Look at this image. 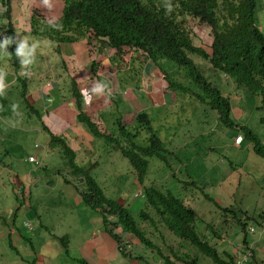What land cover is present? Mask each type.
Listing matches in <instances>:
<instances>
[{
	"label": "rangeland",
	"instance_id": "obj_1",
	"mask_svg": "<svg viewBox=\"0 0 264 264\" xmlns=\"http://www.w3.org/2000/svg\"><path fill=\"white\" fill-rule=\"evenodd\" d=\"M10 1L12 2L11 5L12 9L10 13L15 15L18 13L17 14L18 21L20 22L22 20H25L27 22L25 16L27 1L26 0H10ZM171 1L173 0H158L157 4L158 5H161L162 3L168 4ZM54 5H56L55 2ZM262 9L264 10V3H262V0H259V7L257 9L258 12L257 21L259 23H262V25H264V16H263L264 13L263 12L261 13ZM1 15L2 13L0 12V16ZM14 19L17 21L16 18ZM7 22L9 23V21L3 22L5 26H7ZM19 22L15 26L18 28H23V29L26 28V29L24 31V34L19 32L20 29H13L14 31L17 32V35L19 36V38L17 39L18 43L21 40H27L29 46H31L33 43L37 45L36 53L34 57L35 61L34 63L30 64V67L35 66L36 70L43 69L42 71L44 76L51 77L55 73L59 78H61L60 72H56V70L59 68H55V72L52 70L51 72L47 71L48 68L54 69V67L58 65V64L55 65L56 61L61 60L59 55L57 56V52H56V50L61 45L57 44L58 46H56L54 42L46 39L39 38L38 40H36L35 39L36 36L34 34H32L33 37L32 35L27 36L26 34L28 30L31 28L28 25L26 27H20ZM177 22L181 26L182 31L187 35L189 39H191L194 42L196 46L209 48V46L212 43L211 33L208 28L206 29L205 27H203V25H201L202 23L201 21H199L196 18H193L192 15H187V16L182 15L178 18ZM76 30L77 29H75V31ZM75 31H68L67 37L62 35V32H59L60 36L58 38V42L63 41L65 39L67 40V38L71 37V42H73L74 44L77 41V39L74 36L80 35L79 31L77 32ZM6 36H10L9 31L5 33L1 32L0 41L3 40V39L1 40V38H5ZM78 41H81V43L85 46V49H90V44L94 42L96 43V41L93 42L92 39L87 37L86 35L83 36L82 40L79 37ZM63 50H65L64 45H63ZM79 52L77 53L79 54ZM127 55L128 52L126 54L124 53L123 57ZM191 56L195 60L197 65H199L203 61L206 64L209 63L208 60L206 59L198 57L196 60L195 55H191ZM139 57L141 58V61L144 63V68L146 70L149 67H153L155 69L153 63L144 53H140ZM14 63H16V61L12 58L10 50L8 49L0 50V73L4 72L7 68L16 69L17 65ZM68 63L70 66L69 61ZM191 63L193 62L191 61ZM76 65L77 66L74 67L72 66L73 70L71 71L72 72L71 76L75 77L77 81L78 74H76V72L81 68L82 63L79 64V60H78V63ZM107 65L109 64L105 62V64H103L102 67L99 69L101 71L102 76H104L105 74L107 75L106 80L111 77L110 75L112 72V70H110L108 74L109 68L107 67ZM200 67L204 69V72L206 73L204 74L205 77L213 84L217 86L219 85L223 86V90H224L223 94L225 96L230 97L231 105L233 108L231 112V117L234 120V122H236V125H238V123L240 125H246V126L248 125L260 137V139L264 143V123L260 121L263 112L260 109H258L259 106L261 107V101H260L261 97L249 92V90L244 86H239V85L237 86L236 82L232 77H228L227 81L224 79L222 75H218L221 77H216L215 75L216 72H220V71L212 70V68H209L208 66H204L201 64ZM28 69L29 68L27 66L23 68V70L25 71H28ZM177 72L179 77L182 76L180 71ZM7 74L8 73H6L5 75ZM62 74L70 75V73H66V72ZM86 74L90 75L89 72H86ZM66 81L64 83H61L58 80H54V82L56 83L57 82L61 83L60 88L64 87L65 89H67L71 81L70 79ZM95 81L97 82L96 79ZM189 81H193V80H191L189 77L185 75L179 82L183 83V86L185 85L187 86ZM46 82H48L47 79ZM131 82H134V84L131 83L128 88H132V89L136 88L137 81H134V78H132ZM193 83H194L193 89L192 88H189L188 90L179 89L183 93V95L185 93H189L190 97L194 93L193 97L188 100L185 98H181V100H179L175 105L170 115L166 113L164 115H159L156 111L152 113V116L157 121H159V126L156 127L155 129L157 130V133L160 135L167 149L172 150V148L169 147L167 143L168 134L171 132H177L178 130L181 131V134L186 133L183 136L184 139L182 144H186L190 139L194 143L191 146L190 150H186V152L185 151L181 152V155L185 156L182 158V160L185 158L182 164L177 163L175 164L174 168L171 169V167L166 162H161L157 158H149L150 162H149L148 173L144 177L140 178L138 173L130 163V161L127 158H124L121 155L120 151L117 150L114 145L109 144L110 146L109 150L103 149L102 148L103 145L100 146V150L104 153L103 156L105 158L114 157V156L117 157L111 158L106 162H100V163L95 162V163L85 164V160L82 156V153H80L76 158V163L79 166L77 171L79 174H81V169H84L87 172V174L94 177L101 184H104L103 187L107 196L116 199L118 202H120V200L123 199H127V200L129 199V201H127V205L129 206L127 207L129 208L135 220L139 223L143 222L141 217L142 210H146V212H148L153 219H155V213H154V209H152V207L147 204L145 196L136 197L135 196L136 193H138L141 190H145L144 188L149 186H155L157 188L163 190H169L173 192L176 196L182 198L187 205L191 206L197 211L200 217V219L195 223L197 232L204 239H206L207 242L212 247L216 248L221 253L223 251H228L231 255L236 254L235 245L242 243L241 241L243 240L245 235L239 224V219H243L245 221L247 220L248 227L249 226L255 227L254 234L252 233L247 234V240L252 241V244L254 245V250H256L254 251L253 249H250L248 255L250 256L251 254H255V255L259 254L264 257V231L262 226L260 225V223L263 222V217H264V215H262L263 217L260 216L262 212L264 213V158L262 156L255 154L252 151V149L250 150V144L247 140H245V137L242 131L239 129V127L232 128V127H227L223 124H221L220 127L217 126V123L219 121H217L214 112H212V110L209 107V104H207L206 101L204 102V100H203L204 103L200 104V102L202 101L201 94L205 93L204 90L200 88L194 81ZM34 84L35 83L32 80L31 87H33ZM77 85L78 86L80 85L79 80L77 82ZM21 90H23L22 86H21ZM8 94L12 95L14 94V92ZM197 94H198V103H194L193 102L194 96ZM168 95L174 96V93L171 92ZM15 96H17V94H15ZM72 96H73L72 94H69V99H71ZM34 97L35 96H33L32 98ZM12 104L13 106L17 104L22 106V108L19 107L17 110L18 111L17 114L22 115V121L16 119L17 117L13 115V111L0 114V118H1L0 132L5 136H6L5 132H7L6 140L0 143V158L2 157L1 156L2 150L5 149L4 144L7 145L9 144L10 148L11 146H16L14 150L10 149L8 152L10 153L13 152L15 154H18L17 167L14 168L17 169L20 168L21 165L23 166L22 159L24 158L25 154L27 155L34 151L33 148L34 144L38 143L39 147H43V145L44 146L48 145L49 137H47L45 133L39 134L37 132L33 135V131L20 132L17 130V128L14 132L5 131V129H7V125L12 126V123L18 121H20L21 123L19 124L18 127H20L21 125L28 126L31 124L34 128H37L41 125L40 118L38 119L34 113L31 112L29 113V111L24 109V105L22 103L20 102L16 103L14 100H12L9 103V105ZM121 106L122 107L125 106L124 102H122ZM176 106H180L179 113L174 112L176 110ZM188 110L191 111L190 115L192 116L195 115V116L192 119H190V121H185L184 117ZM49 120L50 119H47V121ZM36 130L39 131V129ZM190 130H192L191 133ZM144 134L145 133H143V135ZM189 134H191V137ZM194 135H197L195 140L193 139ZM229 138L235 139L234 140L235 144H233L234 148L236 149L249 148V150L248 151L244 150L243 153L237 150L238 154H235L232 151L233 150L232 146L230 147L229 150H227L226 146L224 145V142H227ZM101 141L105 142L103 138L96 136V138L93 139L92 143L99 144ZM232 141L233 140H231V145H232ZM20 144L21 147L19 146ZM146 144H147L146 142L142 143V145H146ZM60 145L61 143H58L56 149H60L61 148ZM200 145L202 146L201 150H200ZM212 146L214 147V149L217 150L211 152ZM54 148H55L54 146H51V149ZM173 150L175 151L176 149L173 148ZM195 153L199 154L200 157H195L192 161L189 160V157H191ZM219 155H224L225 157L219 160L216 158ZM170 156H171L170 158H173V154H170ZM3 158L8 163L13 164L14 162V159L9 156ZM203 158H205V160ZM64 159H66L64 156L60 157L58 156V154L53 155L46 163V167H45L46 169L42 168L41 170H39L38 172L39 174L44 173V176H48V178H44L43 181L45 185L43 187L40 186L39 190L34 192L36 195H38L39 198L37 199L35 196H33L32 201L29 205L27 201L28 198L30 197V193L27 194L25 193V191L19 190L17 185L11 184L13 182H17L18 184V181L14 180L15 178L14 175H9L8 171H5L7 167H2L0 165V212L9 209L18 210L17 223H21L23 217L26 214H28L29 219H33L34 221L37 220L36 219L37 217L39 219V215L45 210V208L49 205V203H53V205H50V207L48 208L49 211H53L55 209L57 212V210L60 207L61 212L64 214V216H60L57 219V221L63 220L64 222L71 224L70 226L62 229L60 236H63L64 234H68L71 240V245L72 246L74 244L76 245L74 251V258H73L74 260H72L70 264H85L82 262L79 263L77 259H81V257L83 258L80 252V248L82 247L83 242L91 239L90 235H86V237L84 238V234H83L86 233L87 230L91 231V227L89 228L90 220L88 219L90 215L86 214L84 216H80L79 218L76 214L74 215V213L70 214L69 210L64 208L63 205H60L61 200H63L65 203L67 201H70V199L72 198L69 196L70 190L72 189L75 192V188L72 185L70 187L68 183H66L65 181L64 183L60 182V185L56 187L58 192L57 193L58 196L56 199L48 202L43 198V196L48 198V196L52 195L53 178H55L57 182L61 181V179L58 178V175L60 171L63 173L62 170L65 165ZM66 165L67 167L64 168V170L68 171V169H70L71 166L70 164H68V162H66ZM96 166L98 168H96ZM189 173L192 175V177H189L188 175ZM33 175L34 176L37 175V172H34ZM103 176H108V178L105 181H103V179H101ZM174 176L177 177L175 178ZM228 176H231V178L227 180L226 183L222 184V182ZM200 178L201 180L199 181L198 184L199 187L203 188L204 191L207 194H209L214 201H211L208 198H206L205 194L199 188L196 189L194 185L191 188H185V184L183 183L184 181L191 180L192 182H195ZM233 182L234 183L236 182V186H233L234 188L232 190H226L228 184L229 183L233 184ZM111 183L112 185H110ZM114 184L116 185L113 186ZM32 187L34 188L33 185ZM82 201L84 200L76 198L77 204L81 203ZM22 202H25V204L20 206V203ZM215 202H218L219 205H217ZM55 204L58 205L56 208L54 207ZM84 205H86L85 202ZM92 210L99 211L94 208ZM234 214L236 215V218L234 217ZM101 217L103 221V214L101 215ZM93 220H96L95 216H93ZM52 222H54V220L49 223L52 224ZM103 224L104 222L100 224L99 228L103 231H106L105 229H103L106 228ZM142 224L143 225L141 226H144L147 235L152 240H154V242H156L157 245L161 246L162 250L165 253H167L166 246L172 245L173 247H175L174 252L178 256H181L186 252H189L190 255L197 257L198 260L203 264H211L213 262L211 257L209 258L203 255L196 247L192 246L191 244L180 241L181 239L179 240V238L176 239L177 237L174 234L173 235L171 234L172 237L169 238L170 244H166L168 238H166L164 235L166 234L167 230L165 232L163 231L164 228L162 224L159 228L161 232L159 230L156 231V228L153 224H147V223H142ZM214 231L219 233L221 237L216 236V234H214ZM21 232L24 231L22 230ZM28 232H29L28 236L30 238L33 232L30 230H28ZM260 232L262 233L260 234ZM223 234H225L227 237V242L224 243L221 242L223 237H225L223 236ZM69 238L66 237L67 243ZM130 238L136 240L134 237L129 236L128 239ZM79 245L81 246L79 247ZM136 245L129 246V249L130 248L133 249L132 251L133 253L131 254H133L135 258L134 257L126 258L122 254H118V256L113 260L114 261L113 264H117L119 262L123 264H137L140 261L141 256L145 257L147 253L150 255L154 254L149 248L143 246L138 247ZM45 251L49 252L48 250ZM138 251H140V253H137ZM243 254H245L244 247H242L241 251L236 255L241 256ZM47 255L51 257L52 264L57 263L56 262L57 255L54 254V252H49ZM231 255L230 257L233 258ZM158 259L160 258L158 257ZM155 261L153 260L152 263L154 264ZM159 263H161L160 260H158L157 264ZM234 264H245V262L242 263L234 259Z\"/></svg>",
	"mask_w": 264,
	"mask_h": 264
},
{
	"label": "trees",
	"instance_id": "obj_2",
	"mask_svg": "<svg viewBox=\"0 0 264 264\" xmlns=\"http://www.w3.org/2000/svg\"><path fill=\"white\" fill-rule=\"evenodd\" d=\"M7 1H3L2 4ZM43 3L46 4L44 1ZM157 3L158 0H62V5H54L53 2V6L59 8V12L62 15L53 28L45 31L44 36L46 38L43 39L56 44L71 42V37L58 42L59 32H62V35L67 37L68 31L77 29L75 32H80L79 36H74L77 40L79 37L83 39L84 35H89L86 34L87 32L93 31L96 35V40H102L103 37L107 38L109 45L117 48L120 53L124 52V47L126 46H139L157 63V66L163 72L167 73V76H169L167 79L172 84H174V80H172L173 78L170 77L171 75L168 71L172 65L169 63L177 64L175 67L185 65L187 66V71L185 70L186 76L204 90L205 93L201 95V98L204 101H206V98L209 99L207 102L215 110L220 121L225 126H237L238 128L240 124L236 125V122L231 117L230 99L224 96L222 90L214 86L203 75L196 66V62L191 63L188 58V52L190 51V54L208 60L212 70L227 74L228 77L234 79L237 85L244 86L249 92L260 96L262 102L260 109L263 111L260 121L264 123V30L260 27L262 23L257 21L259 0H173L168 4L162 3L158 5ZM169 4L171 5V11L168 10ZM10 5L11 3H8L5 6V12L1 15L0 24L4 22L3 16H9ZM182 15H192L193 18L202 22L201 25L203 27L210 30L212 43L209 48L196 46L182 31L181 26L177 22ZM13 29L11 24L7 32L9 31L12 34L11 36L15 37L16 43H13L7 49L10 50L11 56L16 63L21 64L20 59L15 54L19 36ZM30 33L32 34V31ZM129 51L130 48H127L125 54ZM65 63L67 62H58L56 68L62 70ZM67 65L70 69L68 63ZM30 69H35V66L33 68L29 67ZM215 75L218 77L217 74ZM68 79L71 80L68 90H70V94L74 95L78 87V81L71 75H68ZM18 80H21V78H18ZM21 83L23 91H28V80L23 79ZM23 91L20 94L21 97L16 98L15 102H20L24 105V108H27L28 102ZM79 105L82 106V111L87 116V122L90 121L87 123V127L101 135L97 124L84 111L82 100L75 107ZM0 107L5 108L1 103ZM12 107L13 104H7L5 113L13 111V114L17 115L18 108H22L18 104L15 105L16 110ZM137 115L140 118L136 120V123L144 119L143 125L139 127V130H146L148 134H151L148 138L149 144L146 147H141L133 141L136 133H123L127 137L128 144L127 148H121V152L139 173L143 174L148 165L147 156L155 155L158 158H168L167 154H170L171 151L165 149L160 139L152 133L151 130L153 128L147 113L139 112ZM241 129L245 138L253 142L252 151L264 158V143L260 137L249 127L241 125ZM102 137H107L109 138L108 140L114 139L113 135H104ZM53 141L57 143L56 145L61 143L62 146H60L64 150V155L68 157L70 165L74 168L73 171L78 173L77 168L79 167L74 162V149L66 145L64 141L57 139V137H54ZM4 151L5 154L3 156H6L8 151ZM3 156L0 158L2 167L5 163ZM7 164L10 163L7 162ZM84 172L81 169V173ZM85 175H87V181L90 182V188L95 192L87 197L81 195L82 199L91 209H102L100 211L103 214L106 231L113 239H118L119 242L122 241L121 236L114 234L115 228L119 225L124 232L136 236V240L141 246L149 248L152 252L154 251V255L160 258L161 263L165 261V264H203L197 257L190 255L189 252L181 256L176 255L174 252L175 247L172 245L166 246L167 253H165L161 246L157 245L147 235L144 226H141L143 225L142 223L153 224L156 231H160L159 228L162 224L163 231H171V234L177 237L176 239L179 238V240L181 239L180 241L191 244L203 255L211 257L213 261L211 264H234L230 253L224 251L221 254L219 250L212 247L197 232L195 223L199 220V215L175 194L169 191H162V189L158 190L154 187L148 188L146 190L147 204L154 209L155 219L146 210H142L141 217L143 222L139 223L132 216L128 207L118 204L117 200L113 198L106 197L107 195L102 187L96 186V181L90 180L93 177L87 172ZM188 175L191 177L190 174ZM144 176L141 175V178ZM183 183H185V186L192 187L194 185L191 180ZM88 189L89 187L86 185V190L82 194L86 195L89 192ZM110 215L114 216V220H111V222L108 220ZM247 222V220L239 219L241 229L245 233L244 242L247 241ZM214 234L221 237L216 231H214ZM126 256H128V253H126ZM151 264L153 263L151 262Z\"/></svg>",
	"mask_w": 264,
	"mask_h": 264
},
{
	"label": "crops",
	"instance_id": "obj_3",
	"mask_svg": "<svg viewBox=\"0 0 264 264\" xmlns=\"http://www.w3.org/2000/svg\"><path fill=\"white\" fill-rule=\"evenodd\" d=\"M55 1H56L55 2L56 5L61 4V1H58V0H55ZM53 2H54V0H48L47 5L50 8V11H52V12H49V14L51 15L53 22H57L59 19L58 17L60 16L61 13L59 12V10H60L59 8H56L53 6ZM27 25H28V22H26L25 20H22L19 22L20 27H26ZM96 43H97V47H98L100 42H96ZM62 45H61L62 49H60L61 53L58 52L57 56L59 55L61 60L64 59L66 62H68L66 57H65L66 55L63 51ZM68 45H71V44H68ZM75 45H78L80 48L79 54L76 53L75 56L81 63L83 62L81 65V68L79 70H77L76 74H78V80L80 81L79 83H80V87L82 88L81 89L82 92H89V94H90L89 97L91 99H90V103H88V105L90 104V106L88 107V110L91 111V109H93L92 103L95 106H97V102L100 99L99 97H100L101 92L96 93L93 91V89L97 86V84H95L92 77H90L91 74L90 75L86 74V72H87L86 66L89 64V60H92L93 55L95 53L101 54L104 51L105 45H104V42L102 41L100 46L97 49L98 52H94L95 50L85 49V46L81 42H78V41H76L74 44L72 42V46H75ZM71 51H72V49H70V48L67 49V52L69 55L72 54ZM109 51L110 50L106 48L105 53H108ZM102 54H104V53H102ZM112 54H113V52H112ZM107 56H109V54H106L105 56H103V55L100 56V61L97 63L98 67L101 65V63L109 62V59L107 58ZM111 59H112V66L115 67L114 72L112 71L111 75L115 76V78L117 80L118 75L120 73L119 76L121 79H123V86L124 87L121 85L120 88L119 87L117 88V91L118 90H120V91L128 90V92L133 93L129 98L130 100L129 99L125 100L124 99L125 95L119 96L120 105L122 104V102H124V105H125L123 107V111H126L127 109H129L128 111H130V112L132 111V115H133L132 125L133 126H134L133 122L135 120V113H136L135 110H138V112L147 113V116L150 120L151 118H153L152 113H154L155 110L160 111L158 113L159 115H164L165 113L170 115L171 112L173 111L175 105L177 104V102L179 100H181V98H185L187 100L192 98L189 95H186V94L183 95V93L181 91H176V93H174L173 91L168 89V84L166 82H164L162 80L153 79L152 73H151L154 70L153 67H149L146 70V73L143 70L144 67H141L140 68L141 70L139 72H133L131 68H128L125 65H120L119 67H117L118 64H120V61L117 59H114L113 57H111ZM58 62L59 61H56L55 65H57ZM42 70L33 69L32 74H31V78H30L31 81L33 80L35 84L33 87L29 86V92H32L31 94L35 95L34 104L37 106V110H40V112L42 110H44L45 115L50 116L49 121L51 123L54 122L56 124H59L60 120L62 122H64L65 127L63 126L64 129H62V130H63L64 135L70 137V138H68V142H69L70 146H73V148L75 150H77L79 153L84 152V150L86 148H88L87 144H89V142H86L85 138L83 139L84 143H81L82 146H80V144H79V146L74 147L75 144L73 143V141L75 139L77 140V137H79V136L80 137H86V135L83 133V131H85V129L80 128L79 127L80 123L76 121V116H77L76 114H78V111L75 110L76 108L73 107V104H75L71 100V99H73V96L71 97V99L67 98L64 101H62L60 96L62 95L63 92H65L67 90L65 88L62 91L60 90V84L64 83V80L59 78L55 73L51 77L46 76V78H45ZM52 71L55 72V68L54 69L52 68ZM60 71H61V73H64V72H67L69 70L66 71L65 67H63L62 70L60 68L56 70V72H60ZM158 75L161 76L160 73ZM4 78H5V76H4ZM106 78H107V75L99 77L98 78L99 82H96V83H98L99 85L110 84L111 79L108 82V80H106ZM132 78H134V81H137V87H140L139 89H137V87L134 89L128 88L131 83L134 84V82H131ZM46 79H47V81L51 80V79L52 80L53 79L58 80L61 83H59V82L56 83L53 80L52 84H54V83L55 84L52 88L49 89L48 85H47L49 82H46ZM95 79H97V77ZM139 80H142V82L141 81L138 82ZM105 87H107V86H105ZM146 87H148L147 90H145ZM106 89H108V88H106ZM171 92L174 93L175 95L169 96L168 94ZM108 99H109L108 97L103 96V99H101L99 101V103L103 102V100H108ZM84 100H85V96H84ZM193 102L198 103L196 98H194ZM70 106H72V107H70ZM179 107L180 106H176V110L174 112L179 113ZM144 108L148 111H143L142 109H144ZM32 113H34V112H32ZM126 113L129 114L128 112H126ZM187 113H190V110H188ZM187 113L184 117L185 120H186V118H188ZM45 115H42V118H40V120L43 123L47 122ZM119 116H120V114H119ZM57 117H60L62 119H54L53 120V118H57ZM19 120H20V118H19ZM154 120H155L154 126L158 127L159 121H157L155 118H154ZM68 121H70V122H68ZM19 124H20V121L12 123V126L10 127V125H8L9 127H7V129H5V131L13 132L16 130V127ZM67 125H69L70 128L72 127L74 130H77V133L75 131H74L75 133H73L70 130L66 132V126ZM36 129H39V128H36ZM36 129L32 125H30L27 128V132L33 131V135H34L35 133H37ZM39 131H40V134H42V130L39 129ZM50 131L52 132L54 130L52 129ZM153 131L155 133H157V130L155 128H153ZM58 132H61L60 129H58ZM191 132H192V130H190V133ZM5 133H7V132H5ZM43 133H45L46 136L49 135V132L46 129ZM63 133H62V135H63ZM179 134H181L180 130H178L177 132H171L169 134V138L171 141L170 142L171 148H172V150H173V148L176 149L175 152L178 156L185 157V156L181 155V152H183V151H181V146L175 145V143H176L175 138ZM139 136H140V138H142L144 136V139L146 140L145 134L143 135L141 133V135H139ZM139 136H138V138H139ZM4 137H5V135H4ZM196 137H197V135H194L193 139L195 140ZM138 138H137V142H138ZM229 139L231 140L232 138H229ZM91 145H94V144H92V140H91ZM192 145H193V142L190 139V141H188L186 148H188V147L191 148ZM19 146L21 147V144ZM15 147L16 146H11V148L9 147L8 149H5V150H7V151H9L10 149L14 150ZM237 150H239L240 152L243 153L244 150L248 151L249 148H245V149L240 148ZM250 150H251V146H250ZM100 151L101 150L99 149V152ZM184 151L186 152V150H184ZM56 152H57V150H51V149L44 150V153H42L44 156L42 158L40 156H38V158H37L39 161L42 160L43 165L42 166L40 165L38 167H36L37 165L34 163H28V161L26 160V157L28 154L27 155L25 154L23 161H22L23 166L21 165L20 168H17V169H14V168L17 167L18 154L13 153L14 156H9V157L14 159V162H13V164L10 163V167L7 168L5 171H8L9 175H14L15 177H17V180L15 178H14V180L18 181V184H17V182H13L11 184L17 185L19 190H25V193H27L26 190L29 191V193H30V197H29L30 200L28 202L29 204L31 203L33 196H35L37 199L39 198L38 195H36L34 192L38 191L40 186L43 187L45 185V183L43 181L44 178H48V176H44V173L39 174L38 173L39 170H41L42 168L45 169L46 163L51 158V156L56 155ZM58 153H59L58 156L62 157V154L60 152H58ZM32 154H35V153L34 152L29 153V155H32ZM36 154L40 155L41 153H39V151H37ZM246 155H247V152H246ZM114 157H117V156H114ZM114 157L105 158L104 162H106L107 160L114 158ZM195 157H200V156H199V154L195 153L191 157H189V160L192 161ZM249 157H252V156H249ZM203 159L205 160V158H203ZM220 159H222V158L219 157V160ZM100 161H102V158L100 159ZM65 163H66V161H65ZM3 167H7V165L4 163ZM66 167H67V165H66ZM68 171H69V176L68 177L64 176L61 179V181H66L70 187L72 185L75 188V192L71 189L69 196L72 198L70 199V201H67L65 203L63 200H61L60 205H63L64 208L69 210L70 214L74 213V215L76 214L79 218H80V216H84L86 214L90 215V217L88 219L90 220L89 228L91 227V231L87 230V232L83 233V234H84V238L86 237V235H90L91 239L83 242V245L80 248V252H81L83 258L81 257V259H77V260L79 261V263L82 262L85 264H113V262H114L113 260L115 259V257H117V255L120 254L119 251L117 250L116 244L113 242L111 237H109L110 239H108L109 235L106 233V231L100 230L99 226L103 221H102V217H101L99 211H93L91 209V207L84 205V201H82L79 204L76 203V198H78L77 193H76L77 185H76V183H73L71 178H78L83 183V186H84V181H83V178L81 176L74 175V172L71 169H69ZM34 172H37V175L34 176L33 175ZM59 174H60V172H59ZM58 178H60V177H58ZM230 178H231V176H228L222 182V184L226 183L227 180H229ZM69 180L71 182H69ZM197 181L199 182L200 180H197ZM32 185L34 186V188L32 187ZM52 185H53L52 195L48 196V198L43 196L44 200H46L48 202L53 201L54 199L57 198L58 192H57L56 187L60 185V181L57 182L56 179L53 178ZM233 186H236V182L235 183L233 182V184L229 183L228 186L226 187V190H232L234 188ZM79 187H80V185H79ZM40 193H41V191H40ZM39 195H41V194H39ZM24 203L25 202H23L22 205H24ZM50 205H53V203H49V205L45 208V210L39 215V219L37 217L36 218L37 220H35V221L33 219H29L28 214H26L22 219V224L19 226L15 225V219L17 220V211L16 210L9 209L4 214V215H8V214L14 213L13 216L10 218V220H2L1 221V219H3V217H0V246H1V248H3L4 251H8L7 253H8V256L10 257V259H11V254H13V252H15V255H16L18 261H21V260L26 261L27 259L25 257V253H26V251L30 250V252L32 254L34 252V258L36 259L34 264H52L51 257L47 255L49 252H54V254L57 255V261H56L57 263L56 264H70V262H72V260H74L73 258H74V251H75L76 245L75 244L73 246L71 245V240H70L68 234H64L63 236H60L62 229L70 226L71 224L66 223L63 220L57 221V219L60 216H64V214L61 212L60 207L57 210V212L55 209L53 211H49L48 208L50 207ZM57 206L58 205L55 204L54 207L56 208ZM93 216L96 217V220H93ZM27 220L31 221L32 226L36 228L35 231L30 230L33 232L32 236L30 238L28 236V229H26L28 227H26L23 224V222L27 221ZM53 220H54V222H52V224H50L49 222H51ZM11 223H12V229H11ZM20 230L21 231L23 230L24 232H21ZM49 231L51 233H54V234L49 233ZM57 237L59 239H63L62 243H60V241H57ZM66 237L69 238L68 243H67ZM10 242H11V245H10ZM24 242L29 247L28 249H26L25 246L22 245ZM80 246L81 245H79V247ZM45 250H48L49 252H46ZM52 257H55V256H52ZM254 260L257 262H262L264 264V257L262 255H259V254L256 255ZM0 264H4V262L1 261Z\"/></svg>",
	"mask_w": 264,
	"mask_h": 264
},
{
	"label": "clouds",
	"instance_id": "obj_4",
	"mask_svg": "<svg viewBox=\"0 0 264 264\" xmlns=\"http://www.w3.org/2000/svg\"><path fill=\"white\" fill-rule=\"evenodd\" d=\"M27 1V0H26ZM43 1H45V3L47 4L48 3V0H43ZM55 1V0H54ZM58 1H62V0H58ZM56 2V1H55ZM262 3H264V1L262 0ZM168 10L169 11H171V5L169 4L168 5ZM2 14L5 12V11H0ZM264 13V10L262 9V11H261V13ZM6 14H7V12H6ZM18 14V13H17ZM15 15V14H9V16L7 15V17L6 16H3L4 17V21H9V22H11L13 25H17L18 24V15ZM13 15H15V16H13ZM62 14H60V16H61ZM59 16V17H60ZM263 16H264V14H263ZM58 17V18H59ZM14 18H16L17 19V21L14 19ZM56 23L57 22H53L52 21V27L54 26V25H56ZM260 27L264 30V25H260ZM33 29H30V31H32ZM59 30H60V28H59ZM21 31V30H20ZM32 33H33V31H32ZM36 39V38H35ZM41 39H43V38H41ZM78 41V40H77ZM101 42H102V40L100 41V44H101ZM13 43H16V39H15V37H12V36H6L2 41H0V50H6L10 45H12ZM60 45H62V42L61 43H59ZM100 44L98 45V47L100 46ZM17 48H16V56L20 59V63H21V65L22 66H28V65H30V64H32V63H34V57H35V53H36V48H37V45L36 44H32L31 46H29V43H28V41L27 40H21L19 43H17ZM98 47H97V49H98ZM112 47V46H111ZM127 48H130V51L128 52V55L127 56H124L123 57V55H124V53H125V50L127 49ZM97 49H96V51H97ZM124 52L123 53H120V52H118V49L116 50V53H115V55L113 56V57H116V56H118L119 58L117 59V60H119L120 61V59H121V61H122V64L121 65H125L126 67H128V68H131L132 69V71L133 72H139L141 69V67H144V63L141 61V58L139 57V55H140V53H144L148 58H149V60L153 63V65L155 66V69L151 72L152 73V78L153 79H156V80H162V78H160V76L158 75L160 72H162V69L160 68V67H158L157 66V63L154 61V60H152L151 58H150V56L145 52V51H143V49L141 48V47H139V46H135V47H128V46H126V47H124ZM133 50H136L133 54H132V51ZM96 51H94V52H96ZM56 52L58 53H61L60 52V46H59V48L56 50ZM112 52H113V50H110L107 54H111L112 55ZM192 54H190V51L188 52V58L194 63L195 62V60L192 58V56H191ZM198 57H200V56H197V55H195V59L197 60V58ZM200 58H202V57H200ZM169 64H171L172 66L170 67V69L168 70L169 71V73H170V75H171V78H173V79H175L174 77H172V71H171V69L173 68V67H175L177 64H175V63H169ZM201 65H204V66H208L209 68H211V64H206L204 61L202 62V63H200ZM200 64L199 65H196L198 68H199V70L203 73V75L204 74H206L205 72H204V69L203 68H201L200 67ZM117 67H119V66H117ZM183 67V68H182ZM179 68H182L181 69V72L183 73V72H185V70L187 71V66H185V65H179ZM100 69V67L99 68H97V70H99ZM100 71V70H99ZM98 71V72H99ZM212 71V70H211ZM144 72L146 73V69L144 68ZM210 72V71H209ZM8 76L6 77V78H3V74H0V103L5 107V108H7V104H9L12 100H14L15 101V99L16 98H19V97H21V93H20V86H18V87H16L15 86V84H16V80H14V76H15V74L13 73V72H11V71H8ZM118 75V74H117ZM111 82H110V84H108V95H110V96H107L106 95V97H108L109 99L108 100H103V102H101V103H99V101L101 100V99H103V98H100L99 100H98V102H97V106H98V110L96 111V113H94V115H90V118H91V120L92 121H94L96 124H99V125H101L102 126V128H101V130H99L100 131V133H101V137L102 136H104V135H113V136H119L118 134L119 133H132V132H135V129H134V127H133V125H132V117H133V115H132V111L130 112V111H128L129 109H127L126 111H123L122 110V106L120 105V102H119V96L120 95H125V100H128L129 98H130V96L133 94L132 92H125V93H120L119 91L120 90H118L117 91V88L119 87L120 88V86L123 84V82H121V78H120V76L118 75V79L116 80V78H115V76H111ZM165 78L166 77H163V80L165 81ZM172 79V80H173ZM162 80V81H163ZM19 81V80H18ZM53 80H48V88L50 89V88H52L53 86H54V84H52L53 82H52ZM142 82V80H139L138 82ZM19 83V85H21V83L20 82H18ZM178 85H179V83L176 85V86H168V89L169 90H171V91H173L174 93H176V91H177V87H178ZM180 85H181V87H182V83H180ZM104 87H105V85H97L94 89H93V91L94 92H96V93H100V92H103V90H104ZM189 87L190 88H194V83H193V81H189L188 82V84H187V86L185 85V86H183L182 88L183 89H189ZM140 87H137V89H139ZM64 89V87L63 88H60V90L62 91ZM148 89V87H146V89L145 90H147ZM15 90H17V91H15ZM107 90V89H106ZM14 92V94H12V95H9L8 93H13ZM24 92V91H23ZM25 93V98H26V100H27V102H28V104H27V108H24V109H26L27 111H29V113L31 112H36L37 111V106L34 104V98H32L33 96H35V95H32L29 91H26V92H24ZM111 93V94H110ZM15 94H17V96H15ZM186 95H189L190 96V94L189 93H185ZM81 95H84L85 96V100H84V103H85V105H87L88 103H90V97L88 96V94H87V92H82V94ZM175 95V94H174ZM194 98H196V99H198V94L197 95H195L194 96ZM29 99V100H28ZM130 100V99H129ZM260 101H261V99H260ZM33 102V104H31L30 106H28L30 103H32ZM92 102V101H91ZM205 102V101H204ZM203 102V103H204ZM261 104H262V102H261ZM5 108H1L0 107V114H2V113H5V111H6V109ZM13 109L15 110V106H13ZM258 109H260V106L258 107ZM25 110V111H26ZM261 110V109H260ZM26 111V112H27ZM144 111H146V109L144 110ZM262 111V110H261ZM126 112H128L129 114H127ZM135 116L137 115V113H138V110H135ZM263 112V111H262ZM119 114H120V116H119ZM18 116H16L17 118L16 119H19L20 118V120H22V115H19V114H17ZM36 115V117L39 119V118H42V115H45V111L44 110H42L41 112H39V113H36L35 114ZM195 115H189L188 114V119L186 118V120L185 121H190V119H192L193 117H194ZM264 119V118H263ZM262 119V120H263ZM0 120H1V118H0ZM143 119H141L140 121H139V123L137 124V126H136V129L138 130L139 129V127H142V125H143ZM151 123V126H152V128H156L155 126H154V123H155V120L153 119V122H150ZM21 124V123H20ZM221 124H223L221 121L220 122H218L217 123V126L218 127H220L221 126ZM236 124V123H235ZM31 125V124H30ZM30 125H28V126H25V127H18L17 128V130L18 131H20V132H27V128L30 126ZM82 125H83V123H82ZM224 125V124H223ZM244 126H246V125H244ZM113 127V128H112ZM228 127V126H227ZM230 127V126H229ZM237 126H232V128H236ZM239 127V129L242 131V133H243V135H244V132H243V130L241 129V125H239L238 126ZM246 127H249L248 125L246 126ZM250 128V127H249ZM220 129V128H219ZM36 132H38L39 134H40V131H38V130H36ZM1 132H0V143L2 142V140L3 139H1ZM170 134V133H169ZM169 134H168V136H167V143H168V146L169 147H171V141H170V138H169ZM186 133H183V134H179V135H177L176 136V138H175V145L176 146H178V145H180L182 142H183V136L185 135ZM190 135V137H191V134H189ZM60 137V138H59ZM59 137H57V139H59L60 141H64L65 142V144L66 145H68V146H70V144H69V142H68V139H65L64 137H63V135H61V136H59ZM244 137H245V135H244ZM231 140H233L232 141V145H231ZM228 139V141L227 142H224V145L226 146V148H227V150H229L230 149V147L232 146V148H233V152L234 153H238V151H237V149H235L234 147H233V144H235L234 143V138H232V139ZM245 140H247L246 138H245ZM248 142H249V144H250V146H251V149H252V147H253V142H251V141H249V140H247ZM57 143H55L54 141H53V138H50L49 139V142H48V145H45V146H43V147H39V144L38 143H36V144H34V146H33V148H34V153L35 154H32V155H27V157H26V160L28 161V163H34V164H36L37 166L36 167H38V166H40V165H38V163L39 162H42V160L41 161H39L37 158H38V156H40L41 158L44 156L42 153H44V150H49V149H51V146H54L55 148L54 149H51V150H57V152H60L61 154H62V157L64 156L66 159H64L66 162H69V159H68V157L67 156H65L64 155V150H63V148L61 147L60 149H56V147L58 146V145H56ZM101 145H103V149H105V150H109V144L107 143V142H103V141H101L100 142V144H94V145H89V144H87V147L88 148H86L84 151H87V152H89L90 153V155H99L100 156V159L103 157V155H104V153L102 152V151H100L99 152V149H100V146ZM70 147H72L73 148V146H70ZM201 148H202V146L200 145V150H201ZM217 148H218V146H217ZM74 149V148H73ZM90 149V150H89ZM215 150H217V149H214V147L212 146L211 147V152L212 151H215ZM35 151H39L41 154L40 155H38V154H36V152ZM74 153H75V157H74V162L76 161V158L78 157V155L80 154L77 150H75L74 149ZM82 153V152H81ZM6 156H14V154H13V152L12 153H10V152H8L7 154H6ZM6 156H3V157H6ZM31 157H33L34 158V160H31ZM219 157H221L222 159L225 157L224 155H219L218 157H216L217 159H219ZM5 161V160H4ZM100 162H104V161H97V163H100ZM110 162H112V161H110ZM5 163H6V165H7V168H9L10 167V164H7V162L5 161ZM70 163V162H69ZM42 166V165H41ZM64 168H66V163H65V165H64ZM64 168H63V173L60 171V174L58 175V177H60V179H62L64 176H65V170H64ZM46 169V168H45ZM69 170V169H68ZM67 173H68V175H69V171H67ZM67 173H66V176H67ZM108 178V176H103L101 179H103V181H105L106 179ZM171 178V177H170ZM201 178H203V177H201ZM201 178L199 179V180H201ZM15 179L17 180V177H15ZM71 180L73 181V183H75V181H76V179L75 178H71ZM60 182H62V183H64V181H60ZM66 182V181H65ZM67 183V182H66ZM194 183V186L195 187H198L199 185V182L198 181H195V182H193ZM99 186H101L102 187V189L104 188L103 186H104V184H101L100 182H99V184H98ZM197 185V186H196ZM23 191H25V190H23ZM81 191V190H80ZM167 191H169V190H165V192H167ZM26 192H27V194H29V191L28 190H26ZM170 193H172V194H174L173 192H171V191H169ZM81 195H82V191H81ZM83 196L84 197H87V196H89V195H85V194H83ZM106 197H109V196H106ZM111 198V197H110ZM180 199H182V198H180ZM29 200H30V198H28V201L27 202H29ZM183 200V199H182ZM127 201H129V199L127 200V199H123V200H120V202H118V201H116L118 204H120V205H122V206H125V207H127V206H129V205H127ZM184 201V200H183ZM185 202V201H184ZM28 205H29V203H28ZM90 207V206H89ZM98 210H99V213H100V215H102V212L100 211V210H102V209H100V208H98ZM7 212V210L6 211H1L0 212V217H3V219H1V221L2 220H10V218L13 216V214L14 213H11V214H8V215H4L5 213ZM233 213V212H232ZM104 216H105V214H104ZM234 217L236 218V215L234 214ZM22 224V221H21V223H17V220L15 219V225L16 226H19V225H21ZM23 224L27 227V226H29L30 224H31V221H29V220H27V221H24L23 222ZM11 229H12V223H11ZM45 229V228H44ZM46 231V230H45ZM166 231V230H165ZM164 231V232H165ZM49 233H51L50 231H49ZM171 231H168L167 230V232H166V234L164 235L166 238H168V240H167V243L166 244H170L169 243V238L170 237H172L171 236ZM51 234H54V233H51ZM174 238V237H173ZM57 241H60V243H62V241H63V239H59L58 237H57ZM249 243L247 242V243H243L242 245H241V248L242 247H244L245 248V254H243V255H241V256H238L237 258H236V260L237 261H239V262H242V263H244L245 262V264H263L262 262H257V261H255L254 259H255V257H256V255L255 254H251L250 256L248 255V252H249V250L250 249H253V247H248L247 245H248ZM23 246H25V248L26 249H28L29 247L27 246V244L24 242L23 244H22ZM166 246V245H165ZM254 250V249H253ZM133 251V249L132 248H130V249H128V256L127 257H131V253H133L132 252ZM8 251H4L3 250V248H1V246H0V262L1 261H3L4 262V264H34L35 263V261H36V259L34 258V252H33V254L30 252V250L29 251H26V253H25V257H26V261H24V260H21V261H18L17 260V257H16V255H15V252H13V254H11V259L9 258V256H8V253H7ZM139 253H140V251H139ZM16 259V260H15ZM155 261L156 263L158 262V260H160V259H158V257H156V255H154V254H146V256L145 257H140V261L137 263V264H151V261ZM118 264H123V263H121V262H119ZM162 264H165V261H163L162 262Z\"/></svg>",
	"mask_w": 264,
	"mask_h": 264
},
{
	"label": "bare ground",
	"instance_id": "obj_5",
	"mask_svg": "<svg viewBox=\"0 0 264 264\" xmlns=\"http://www.w3.org/2000/svg\"><path fill=\"white\" fill-rule=\"evenodd\" d=\"M3 1H6V0H0V10L2 11V10H5V6H7L8 5V3H11V5H12V2L10 1V0H8L7 2H5V4H2V2ZM11 5H10V10H9V13H10V11H11ZM6 12H7V9H6ZM2 16H0V18H1ZM3 19V18H2ZM11 22H7V26H5L4 25V23H2V24H0L1 25V30H0V35H1V32L2 33H5V32H7V30H9L10 29V27H11ZM12 27L14 28V29H20L19 30V32H23V34H24V31H25V29L26 28H18V27H16L15 25H13L12 24ZM15 32V31H14ZM86 34H89V35H86L87 37H89V38H91L92 39V41L94 42V41H96V42H100L101 40H96V35H95V33L93 32V31H89V32H87ZM12 34H10V36H11ZM27 36L28 35H32L31 33H30V29L28 30V32H27V34H26ZM92 37H91V36ZM32 37H33V35H32ZM2 39H4V38H1V40ZM82 40V39H81ZM102 41L104 42V45H105V49H104V51L102 52V53H104V54H94L93 55V58H92V60H89V64L86 66V69H87V72H89L90 74H91V77H92V79H93V81L95 82V84H97V85H99L98 83H96V81H95V75H94V72H95V67L97 66V63L100 61V56L101 55H103V56H105L107 53H105V51H106V48L107 49H109V50H113V54H112V57L115 55V53H116V50H117V48H114V47H111L110 45H109V43H108V39L107 38H105V37H103L102 38ZM78 42H81V41H78ZM17 43H18V41H17ZM55 43V42H54ZM71 44V45H68V44ZM67 43H62L64 46H65V50H63L64 51V53H65V57H66V59H67V61H69L70 62V68L71 69H69L68 68V65H67V63H65V65L63 66V67H65V69H66V71L67 70H69V71H67L66 73H70V75H72L71 73V71L73 70V67L74 66H77L76 64L78 63V59L76 58V56H75V54L77 53V52H79L80 51V48H79V46L78 45H75V46H72V42H67ZM56 44V43H55ZM62 45V46H63ZM56 46H58L57 44H56ZM68 48H70V49H72V54L71 55H69L68 54V52H67V49ZM60 49H62L61 48V46H60ZM96 49H97V45H96V43L94 42V43H91L90 44V49L89 50H95L96 51ZM62 51V50H61ZM53 52H54V50H53ZM96 52H98V50L96 51ZM60 57V56H59ZM74 57V58H73ZM108 57V56H107ZM76 58V59H75ZM64 60V59H63ZM63 60H61V61H63ZM61 61H59V62H61ZM65 61V60H64ZM63 61V62H64ZM10 63H13V62H10ZM81 62L79 61V64H80ZM83 63V62H82ZM14 64H16L17 65V68L16 69H6L4 72H2V73H0V74H3V78H4V76H5V78L8 76V71H11V72H13L14 74H15V76H14V80H16L15 82H16V84H15V86L16 87H18V86H20L19 85V83L18 82H22L23 81V79H25V80H28V83H29V86L31 87V74H32V69H28V71H25V70H23V68H25V66H22L21 64H17V63H14ZM69 64V63H68ZM122 64V62L120 63V64H118V66H120ZM8 65V64H7ZM73 66V67H72ZM28 68L30 67V65H28L27 66ZM79 67V66H78ZM33 68V67H32ZM54 68H56V67H54ZM51 70H52V68H48L47 69V71H50L51 72ZM177 71H180L181 72V68H179V67H173L172 68V77H174L175 79H173L174 80V84H172L168 79H167V77H169V76H167V73H165V72H160V74L161 73H164V76L163 77H166L165 78V81L164 82H166L167 84H168V86H176L178 83H179V85H178V87H177V91H180L179 89H183L182 87H183V85H182V87L180 86V83L181 82H179L186 74H185V72H181V74H182V76H178V72ZM6 73H8L7 75H5ZM219 73H221V72H216V74H217V76L218 75H222L223 77H224V79L227 81V78H228V75L227 74H225V73H221V74H219ZM49 74V73H48ZM61 74V79H63L64 80V82L67 80V77H68V74H62V73H60ZM47 75V74H46ZM171 77V76H170ZM218 77H221V76H218ZM18 78H21V80H19L18 81ZM45 78H46V76H45ZM54 80V79H53ZM78 81V80H77ZM67 82V81H66ZM80 82V81H79ZM183 84V83H182ZM21 85H22V83H21ZM37 85V84H36ZM214 86H217V85H215V84H213ZM237 85V84H236ZM39 86V85H38ZM238 86V85H237ZM37 87V86H36ZM217 87H219L221 90H222V93L224 92V90H223V86H217ZM68 88H69V86H68ZM68 88H67V90L65 91V92H63L62 93V95L60 96L61 97V100L62 101H64L65 99H63V98H68L69 99V94H70V90H68ZM20 89H21V86H20ZM82 88L80 87V85L77 87V90H76V92H75V94L73 95V100H72V102L73 103H75V104H73V106L74 105H76V104H79V101L80 100H82L83 99V101H84V95H81L82 93V90H81ZM104 89H106V87L104 88ZM108 90V89H107ZM16 91V90H15ZM23 90H20V93L22 92ZM28 91H29V89H28ZM120 93H125V92H128L127 90H123V91H119ZM87 94H88V96L90 95L89 94V92H87ZM111 94V93H110ZM23 95V94H22ZM224 95V94H223ZM225 96V95H224ZM93 97V96H92ZM226 97H228L229 99H230V97L229 96H226ZM26 99V98H25ZM207 99V98H206ZM29 100V99H28ZM209 100V99H208ZM208 100H206V103L208 104ZM230 101H231V99H230ZM31 104H33V103H30L28 106H30ZM209 107H210V109L212 110V112H214V114H215V117H216V119H217V121H219L220 122V119L218 118V115L216 114V112H215V110H213L212 109V107H211V105L209 104ZM18 108V107H17ZM74 108H76L75 110H77L78 111V114H76L77 116H76V121L77 122H79L80 123V128H84L85 129V131H83V133L86 135V137H77V140L75 139L74 141H73V143L75 144V146L74 147H76V146H79V144H80V146H82V144L81 143H84L83 142V139L85 138L86 139V142H89V144L91 145V140L93 141V139L94 138H96V136L97 137H100V138H103L104 140H105V142H107L108 144H112V145H114L115 147H116V149L117 150H119L120 151V153H121V155L123 156V154H122V152H121V148L123 147V148H127V144H128V140H127V137L126 136H124V134L123 133H119L118 135L119 136H113V138L114 139H112V140H108L109 138H107V137H101L100 135H98L96 132H93L92 130H90L88 127H87V123H89L90 121H88L87 122V120H86V114L82 111V106L81 105H79V106H77V107H75L74 106ZM232 105H231V112H232ZM16 110V109H15ZM40 111H36L34 114H36V113H39ZM18 113V112H17ZM139 113V112H138ZM190 113H191V111H190ZM190 113H189V115H190ZM13 115H15V114H13ZM46 116V119H50V116L49 115H45ZM15 117H16V115H15ZM45 118V117H44ZM73 118V117H72ZM54 119H62V118H60V117H57V118H53V120ZM64 120V119H63ZM69 120V119H68ZM22 121V120H21ZM41 121V120H40ZM53 122V121H52ZM68 122H70V121H68ZM54 123V122H53ZM51 123V122H49V121H47V122H45V123H43L42 121H41V125L39 126V127H37V128H39V129H41L42 130V133L45 131V129L46 130H48V132H49V135L47 136V137H49V139L50 138H56V137H59V136H61L62 135V133H63V130L62 129H64V127H65V124H64V122H62L61 120L59 121V124H56V123ZM83 123V125H81ZM133 124H134V129H135V132H133V133H136V137L133 139V141L137 144V145H140L141 147H146L148 144H149V142H148V138L151 136V134H148V132L146 131V130H137L136 129V126H137V124H138V122L136 123V119L134 120V122H133ZM239 124V123H238ZM7 125V124H6ZM19 126V125H18ZM18 126L16 127V128H18ZM21 126H24V125H21ZM64 126V127H63ZM7 127H9L8 125H7ZM11 127V126H10ZM25 127V126H24ZM97 127V126H96ZM230 127H232V126H230ZM98 128V127H97ZM36 129V128H35ZM54 130V131H50V130ZM58 129H60V131L61 132H58ZM72 131L73 133H77V130H74L72 127L70 128V126L69 125H67L66 126V132L67 131ZM150 130H151V127H150ZM75 131V132H74ZM139 131V132H138ZM152 131V133L154 134V136L156 135V137H158V139H160V141H161V143L163 144V147L165 148V149H167L166 147H165V145H164V143H163V141H162V139L160 138V136L157 134V133H155L154 131H153V129L151 130ZM14 132V131H13ZM141 133L143 134V133H145L146 134V140L144 139V136L142 137V138H140V136L139 135H141ZM6 134V136H7V133H5ZM70 134V133H69ZM6 136L4 137V134H1V138L3 139L2 140V142L4 141V140H6ZM9 136V135H8ZM92 136V137H91ZM138 136H139V138H138ZM63 137L65 138V139H68V138H70V137H68V136H66V135H64V133H63ZM123 137H125L123 140H122V138ZM60 138V137H59ZM137 138H138V142H137ZM8 140V139H7ZM100 141V140H99ZM143 142H146L147 144L146 145H142V143ZM99 143V142H98ZM93 144V143H92ZM100 144V143H99ZM9 144L7 145V144H4V148L5 149H8L9 148ZM44 146V145H43ZM4 149V150H5ZM4 150H2V153H1V156H3V154H5V151ZM169 150V149H168ZM171 151V153L170 154H173V158H170L171 156H170V154H167V157L168 158H158V157H156L155 155L154 156H147L146 157V159L148 160V165H147V169H146V171H145V173H143V174H140L139 173V171L134 167V169L136 170V172L138 173V175H139V177L141 178V175H145V174H147L148 173V169H149V162H150V160H149V158H157L158 160H160L161 162H170L171 163V165H169L170 167H171V169H173L174 168V166H175V164H177V163H179V161L180 160H182V158L183 157H180V156H178L177 154H176V152L175 151H173V150H170ZM56 154H58L59 155V153L58 152H56ZM140 155H141V153H140ZM142 157H143V155H141ZM124 158H126L125 156H123ZM104 159H105V157L103 156L102 157V161H104ZM23 160V159H22ZM69 163V162H68ZM131 163V162H130ZM168 164V163H167ZM182 164V163H181ZM96 168H98L97 166H96ZM94 170H96V169H94ZM66 173H67V171H65ZM66 173H65V176H66ZM190 174V173H189ZM191 175V174H190ZM69 176V175H68ZM68 176H66V177H68ZM191 177H192V175H191ZM139 180V179H138ZM184 181V180H183ZM69 182H71L70 180H69ZM185 182H188V181H185ZM185 184V183H184ZM76 185H77V187H76V193H77V196H78V198L79 199H81V200H83L82 199V196L80 195L81 194V191L83 192V191H85L86 190V185H84L82 188H81V191H80V187H79V183H76ZM150 187H154V188H156V189H158L159 190V188H157V187H155V186H149V187H145L144 189L145 190H141V191H139L138 193H136L135 194V196L136 197H139V196H145V198H146V201H147V197H146V190H148V188H150ZM185 188H191V186H185ZM200 189L204 194H205V196H206V198H208L209 200H211V201H214L213 200V198L209 195V194H207L205 191H204V189L203 188H200L199 186L198 187H196V189ZM163 191V190H162ZM105 192V191H104ZM106 194V193H105ZM32 195V194H31ZM107 195V194H106ZM180 198V197H179ZM2 200V199H1ZM116 200V199H115ZM148 203V202H147ZM217 205H219L218 204V202H215ZM22 204H23V202L22 203H20V206H22ZM25 204V203H24ZM186 204V203H185ZM187 205V204H186ZM189 206V205H188ZM191 207V206H190ZM3 208V207H2ZM94 209H96V208H94ZM129 209V208H128ZM194 209V208H193ZM97 210H98V208H97ZM195 210V209H194ZM16 211H18V210H16ZM130 211V210H129ZM196 211V210H195ZM197 212V211H196ZM112 213V212H111ZM131 213V212H130ZM198 214V213H197ZM95 215V214H94ZM262 215H264V213L262 212L261 214H260V216L261 217H263ZM16 216V215H15ZM133 216V215H132ZM199 219H200V217H199ZM108 220H110V222H111V220H114V216L113 215H110L109 217H108ZM107 220V221H108ZM83 221V220H82ZM106 221V220H105ZM261 221H262V218H261ZM104 222V221H103ZM104 225V224H103ZM260 225L262 226V228H263V231H264V217H263V222L262 223H260ZM105 226V225H104ZM114 226V225H113ZM28 228H26V229H28V230H34L35 231V227H33L32 226V223L29 225V226H27ZM106 227V226H105ZM103 229H105L106 230V228H103ZM101 230V229H100ZM246 230H247V234L248 233H252V234H254V232H255V227L254 226H249L248 227V224H247V228H246ZM21 231V230H20ZM29 233V232H28ZM106 233L112 238V240H113V242L116 244V247H117V250L119 251V253L121 254H123V256H125L126 258H128L127 256H126V253H128L127 251H128V249H129V246L131 245V246H135L136 244V246H138V247H141V245H140V243L138 242V241H136V240H133L132 238H130V239H128L129 238V236H131V237H134L135 239H136V236H134L133 234H131V233H126V232H124L123 231V229L121 228V226H119L118 225V227H116L115 228V230H114V234H116V235H119V236H121V238H122V241L121 242H119L118 241V239L117 240H115V239H113V237L106 231ZM262 232H260V234H261ZM109 236H108V239H110L109 238ZM223 236H225V237H223V239L221 240V242H227V237H226V235L225 234H223ZM131 240H133V241H131ZM242 243H239V244H236L235 245V248H236V254L237 253H239L240 251H241V245L243 244V243H249L247 246L248 247H253V249H254V245L252 244V241H249V240H247L246 242H244V238H243V240L241 241ZM10 245H11V242H10ZM34 245V244H33ZM83 245V244H82ZM155 245V244H154ZM156 246V245H155ZM17 247V246H16ZM156 249H158L157 247H155ZM154 248V249H155ZM36 251V250H35ZM65 251V250H64ZM157 251V250H156ZM255 251V250H254ZM154 252V251H153ZM220 252V251H219ZM224 252V251H223ZM222 252V253H223ZM226 252H228V251H226ZM137 253H139V251L137 252ZM221 253V252H220ZM221 253V254H222ZM229 253V252H228ZM232 255V257H233V260L234 259H236L237 257H238V255ZM133 255V254H132ZM118 256V255H117ZM134 257V255L132 256V257H130V258H133ZM143 257V256H142ZM161 257V256H160ZM164 257H165V255H164ZM170 257V256H169ZM116 258V257H115ZM120 258V257H119ZM135 258V257H134ZM137 258V257H136ZM127 261V260H126ZM79 262V261H78ZM152 262V261H151ZM81 263V262H80ZM130 263V262H129ZM135 263V262H134ZM154 264H157L156 262L154 263ZM159 264H162V263H159Z\"/></svg>",
	"mask_w": 264,
	"mask_h": 264
},
{
	"label": "water",
	"instance_id": "obj_6",
	"mask_svg": "<svg viewBox=\"0 0 264 264\" xmlns=\"http://www.w3.org/2000/svg\"><path fill=\"white\" fill-rule=\"evenodd\" d=\"M45 2V1H44ZM55 2V1H54ZM172 2V1H171ZM49 12H52V11H50V8L48 7V5L47 4H44L43 3V1L42 0H27V2H26V11H25V16H26V19H27V22H28V25L30 26V28L31 29H33L32 31H33V33L32 34H34L36 37V40H38L39 38H46L45 36H44V33H45V31H47V30H50L51 28H53L52 27V18H51V15L49 14ZM28 16V17H27ZM136 50H133L132 51V54L135 52ZM6 54H7V52H6ZM111 57H112V55L111 54H109V56L107 57L108 59H109V62H107L109 65H107V67L109 68V70H108V74H109V72H110V70H112L113 72H114V69H115V67L114 66H112V59H111ZM114 59H118L119 57L118 56H116V57H113ZM122 61H121V59H120V63H121ZM103 64H105V63H101V65L99 66L100 68L102 67V65ZM114 64V63H113ZM97 68H98V65L95 67V72H94V75H95V78L97 77V82H99L98 81V78L99 77H102V75H101V71H99L98 72V70H97ZM144 70V69H143ZM134 71V70H133ZM171 71H172V69H171ZM163 72V71H162ZM166 73V72H165ZM106 75V74H105ZM119 75H120V73H119ZM110 76H112V75H110ZM163 76H164V73H161V76H160V78H162V80H163ZM110 79H112L111 77L109 78V79H107L108 80V82L110 81ZM164 81V80H163ZM121 82H123V79H121ZM105 86H107L108 87V84H105ZM181 86V85H180ZM106 87V88H107ZM105 88V87H104ZM190 88V87H189ZM108 90H106V89H104L103 90V92H101V94H100V97L99 98H103V96H110V95H108L107 92ZM194 94V93H193ZM193 94H192V96L191 97H193ZM202 95V94H201ZM197 101H198V99H197ZM82 103H83V105H84V111L90 116H92V115H94V113H96V111L98 110V106H95L93 103H92V105H93V109H91V111L90 110H88V107L90 106V104L88 105H85V103H84V101H83V99H82ZM200 104H203V99H202V101L200 102ZM143 111L145 110V108L144 109H142ZM146 111H148V110H146ZM157 113H159V111L158 110H155ZM138 114V113H137ZM140 118V116H138V115H136L135 116V119L136 120H138ZM153 119H154V117L153 118H151L150 119V121L149 122H153ZM188 119V118H187ZM144 120V119H143ZM97 126H98V129L99 130H101V128H102V126L101 125H99V124H97ZM190 141V140H189ZM187 144H188V142L186 143V144H180V145H178V146H181V151H184V150H190V147H188V148H186V146H187ZM194 144V143H193ZM235 154H238V153H235ZM82 156H83V158H84V160H85V164H90V163H95V162H97V161H99L100 160V156L99 155H90V153L89 152H87V151H84V152H82ZM256 157V156H255ZM185 159V158H184ZM183 159V160H184ZM183 160H180L179 161V164H181L182 162H183ZM68 164H70V163H68ZM75 164L77 165V163H76V161H75ZM245 164H247V163H245ZM38 165H43V163L42 162H39L38 163ZM168 165H171V163L170 162H168ZM71 166V165H70ZM91 166H93V165H91ZM244 166H246V165H244ZM77 167H79L78 165H77ZM70 169L73 171V167L71 166L70 167ZM78 169V168H77ZM84 170V169H83ZM85 171V170H84ZM74 172V171H73ZM86 174V171L84 172V173H81V174H79V173H75L74 172V175H76V176H81L82 178H83V181H84V185H87L88 187H89V189H88V191L89 192H87L86 194H94V190H92L91 188H90V182L89 181H87V178H86V176L87 175H85ZM229 175V174H228ZM67 176H68V173H67ZM175 178L177 177V176H174ZM170 178V177H169ZM76 179V181H75V183H79L80 184V190H81V188H82V186H83V183L78 179V178H75ZM90 180H94V182L96 181V186H98V184H99V181H97L94 177L93 178H91ZM110 185H112V183L110 184ZM116 184H114L113 186H115ZM160 189V188H159ZM163 190V189H162ZM103 191H104V188H103ZM165 191V190H164Z\"/></svg>",
	"mask_w": 264,
	"mask_h": 264
},
{
	"label": "built area",
	"instance_id": "obj_7",
	"mask_svg": "<svg viewBox=\"0 0 264 264\" xmlns=\"http://www.w3.org/2000/svg\"><path fill=\"white\" fill-rule=\"evenodd\" d=\"M31 160H34V158H33V157H31Z\"/></svg>",
	"mask_w": 264,
	"mask_h": 264
}]
</instances>
